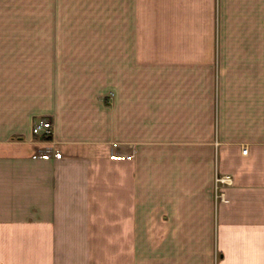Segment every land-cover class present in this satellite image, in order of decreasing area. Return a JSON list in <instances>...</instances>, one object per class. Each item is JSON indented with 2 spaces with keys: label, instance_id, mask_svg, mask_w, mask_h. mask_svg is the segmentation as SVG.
I'll return each instance as SVG.
<instances>
[{
  "label": "crops",
  "instance_id": "obj_1",
  "mask_svg": "<svg viewBox=\"0 0 264 264\" xmlns=\"http://www.w3.org/2000/svg\"><path fill=\"white\" fill-rule=\"evenodd\" d=\"M0 264H264V0H0Z\"/></svg>",
  "mask_w": 264,
  "mask_h": 264
},
{
  "label": "built area",
  "instance_id": "obj_2",
  "mask_svg": "<svg viewBox=\"0 0 264 264\" xmlns=\"http://www.w3.org/2000/svg\"><path fill=\"white\" fill-rule=\"evenodd\" d=\"M34 133L45 143L44 148L38 150L33 156L34 157H50L57 156L59 157L61 154L58 150L54 148L53 143V135H54V123L50 118H41L37 120L33 125ZM248 151L247 148L243 149V152L246 153ZM230 175H217L216 177V196L220 199L225 200L224 192L220 191V188L223 184L229 182L231 179Z\"/></svg>",
  "mask_w": 264,
  "mask_h": 264
}]
</instances>
